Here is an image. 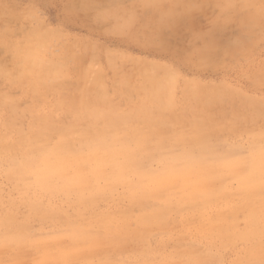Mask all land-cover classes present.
Segmentation results:
<instances>
[{"label": "rangeland", "instance_id": "374dc122", "mask_svg": "<svg viewBox=\"0 0 264 264\" xmlns=\"http://www.w3.org/2000/svg\"><path fill=\"white\" fill-rule=\"evenodd\" d=\"M147 2L0 0L2 69L12 74L13 78L14 74L15 78L20 75L22 70L23 57L9 43L16 44L22 50L25 44L45 38L49 41L48 54L67 63V77L55 85L59 91L39 96L46 100L41 101L40 105L38 96L29 92V87L14 84L11 82L13 78L6 79L0 73V95H9L16 108L11 113L0 104V116L15 119L17 127L27 133L34 120L30 114L35 118V115L48 113L62 95L72 98L82 88L92 90L99 74L109 103L127 111L140 101L138 87L143 84L141 75L145 72L158 75L161 79L174 78L175 97L181 105H187L185 93L195 90L200 99L197 108L202 110L201 115L213 126L205 133L208 141L211 140L210 149L219 155L237 154L235 148L249 143L253 133L257 135L264 130V22L249 26V10L240 3L227 9L224 0ZM82 68L90 69L88 76H85L87 70L84 72ZM258 112L263 114L257 115ZM164 117L169 120L175 118L172 111L165 112ZM54 119L67 125L72 122L71 117L61 111ZM185 121L193 120L188 116ZM136 124L140 123L137 121ZM171 130L165 128L160 133L171 139L176 137V131ZM168 142L161 144V151L155 149L157 146L153 143V155L171 148L182 149ZM149 160L155 161L152 158ZM152 164L150 162V166ZM5 168L0 169V219L7 214L10 205H14L20 221L28 217L31 219L29 229L33 235L50 234L53 226L47 222L61 220L62 217L49 214L48 221H41L31 215L14 181L5 173ZM226 179L229 181L225 183ZM234 180L232 176L224 177L222 181L228 190L222 195V200L211 206L209 212L211 214L215 209L226 211V207L235 202L242 208L236 215V227L243 230L253 207L249 200H245L246 191L240 189ZM253 193L264 199V189ZM119 196H114L109 203L99 200V210H115ZM55 203L66 214L73 213L63 198ZM122 207L139 213V208H133L128 201H124ZM192 216L183 219L181 214H172L165 223L166 228L151 225L152 231L149 226L150 235L142 234L144 229L139 227L140 232L138 226L132 224L130 231L133 234L126 241L111 245L108 249L115 251L107 254V247L104 246L85 253L94 256L92 264H107V257L113 263L122 260L127 264H136L138 257H145V264H264V255L257 258L264 251V236L248 242L233 241L231 239L235 238L231 236L224 241L213 239L210 234L202 236L199 229L207 224L206 218L203 219L197 212ZM137 232L142 234L141 237ZM147 236L149 239L144 238ZM62 243L69 245L70 240L65 238ZM257 243L260 246L253 247ZM251 247L256 252L253 255ZM38 254L34 247L28 245L4 246L0 247V263L37 264ZM76 264H86V261L81 259Z\"/></svg>", "mask_w": 264, "mask_h": 264}, {"label": "bare ground", "instance_id": "6f19581e", "mask_svg": "<svg viewBox=\"0 0 264 264\" xmlns=\"http://www.w3.org/2000/svg\"><path fill=\"white\" fill-rule=\"evenodd\" d=\"M160 1L148 0L147 3L157 4ZM223 3L227 9L240 3L249 10V26L264 22V0H224ZM45 39L27 43L22 50L16 44L12 45V43H9V46L23 57L21 61L22 70L16 78L14 74L15 79L12 74L0 67L2 76L4 75L6 79L13 78L11 82L14 84L29 87L28 91H32L31 93H34L35 96L37 95L38 98L46 93L49 94L48 92L59 91L56 89V83L63 77H67V71L65 70L67 68L66 61L48 54L49 46L47 42L49 43V41ZM85 69H83L84 72ZM86 70L85 76H88L90 69ZM141 77L143 78V84L138 87L140 101L127 111L109 103L104 85L99 80L101 79L99 74L92 90L82 88L78 91V95L72 98L62 95L59 98L60 100L51 107L52 110L48 113L45 112L44 115H35L37 117L34 118L33 114L29 113L32 116L31 119L33 118L34 120H32V125L27 133L17 127L15 119L0 116V169L6 166L5 173L14 181L15 188L21 194L22 202L29 208L31 215L41 221H48L49 214H56L62 217L61 220H50L51 222H47L53 226L50 234L46 236L33 235L29 229L31 219L28 217L20 221L17 209L14 205H10L11 208L7 211V214L0 219V247L32 246L39 253L37 264H39L46 251L53 249L62 251L71 264H76L81 259L86 261V264H92L94 256L85 252H92L91 250L94 249L97 251V249L104 248V246L107 247V254L115 251L116 249H108H110L111 245L126 241L133 234L130 231L132 230V224L144 229L142 234L150 235L152 234L150 231L153 229L151 225H157L161 229L163 227L166 228L165 223L172 214L178 213L181 214L183 219H190L194 212H197L203 219L206 218L207 224H201L202 226L199 229V233L202 236L210 234L213 239H222V241L231 236L238 240L229 239L243 242L259 240L264 236V199L259 198V194L253 193L261 189L259 187L251 190L243 189L246 191L245 200H249L253 207L245 229L240 230L236 227V215L242 208L235 202L231 206L226 207V211L215 209L217 211L213 213L214 210L210 214L209 209L211 206L222 200V195H225L228 190L222 181L227 175L209 183L203 194L185 196L183 198L172 197L168 191H160L144 196L123 192L118 197L115 210H99L98 208L99 200L109 203L114 197L111 195L92 197L82 203L69 202L64 199L73 210L72 214H66L55 201L49 202L46 199L42 202L34 203L29 197L23 195L25 189L21 180L20 166L28 155L38 150L39 145L63 140L66 148L74 150L83 138L95 135L98 132L117 136L122 142L139 146L140 151L133 161V166L141 171H147L151 168L153 164L150 166V162L154 161L149 159L156 160L162 154L157 151L158 153L155 152L153 155L151 152V149H154L152 148L153 143L155 147L157 146L155 148L157 150H160L162 143L170 141V144L173 142L181 148L188 147L192 149L196 155L204 153L219 158L232 156L229 154L219 155L213 153L210 149L211 144L209 142L211 140L209 139L210 141H208L205 133L209 132L208 130L212 129L213 126L210 121L201 115L202 110L197 108L199 107L200 99L195 90H189L185 93L187 105L184 106L175 97L176 81H174V78L161 79L158 75L145 72ZM126 81H124L125 85ZM44 98L46 99L47 96ZM39 100L37 99L39 105L41 101L46 102L43 99L40 102ZM0 104L11 113L16 111L13 100L9 95H0ZM178 107L188 108L179 110L180 108L177 109ZM31 108L33 109V107ZM152 110L156 111V113ZM60 111L66 112L71 117L72 122L70 124L67 125L55 121L54 118ZM167 111H172L175 118L172 120L165 119L164 113ZM262 114V112L257 113V115ZM188 116H190V120H193L192 122L185 121ZM137 121L140 124H136ZM186 127L190 129L186 130ZM165 128H171V131H176V135L174 134L176 137L170 139V136H163L160 130ZM261 131L257 135L251 133L249 142L255 141L259 143L260 139L264 137V130L262 129ZM227 181L229 180L226 179L225 183ZM124 201H128L133 208H139V213L136 214L133 210L122 207ZM149 226H151V229L148 228ZM140 232H137V235ZM142 234L140 233L139 236ZM65 238L70 240L69 245H63L62 240ZM144 238L147 239L148 236ZM258 243L253 247L260 246ZM213 244L211 243L210 245ZM98 251L100 252V250ZM250 252L252 255L256 253L253 252L252 247ZM262 255H264V251L260 252L257 258ZM136 261V264H145L146 260L145 257H138ZM107 264H127V262L121 260L119 263H113V260L107 257Z\"/></svg>", "mask_w": 264, "mask_h": 264}, {"label": "clouds", "instance_id": "9594fccd", "mask_svg": "<svg viewBox=\"0 0 264 264\" xmlns=\"http://www.w3.org/2000/svg\"><path fill=\"white\" fill-rule=\"evenodd\" d=\"M139 146L103 132L85 137L74 150L63 140L41 144L21 163L24 196L34 203L66 199L82 203L122 192L144 196L168 191L176 198L203 194L206 186L227 175L241 189H264V137L239 145L232 156L219 158L184 147L164 150L147 171L133 166ZM39 264H71L60 250H48ZM166 264V262H164Z\"/></svg>", "mask_w": 264, "mask_h": 264}]
</instances>
